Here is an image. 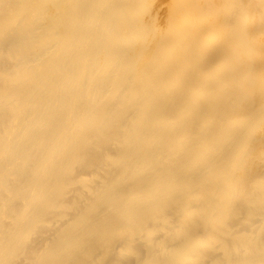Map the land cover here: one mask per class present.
Segmentation results:
<instances>
[{
	"label": "bare ground",
	"instance_id": "1",
	"mask_svg": "<svg viewBox=\"0 0 264 264\" xmlns=\"http://www.w3.org/2000/svg\"><path fill=\"white\" fill-rule=\"evenodd\" d=\"M0 264H264V0H0Z\"/></svg>",
	"mask_w": 264,
	"mask_h": 264
}]
</instances>
